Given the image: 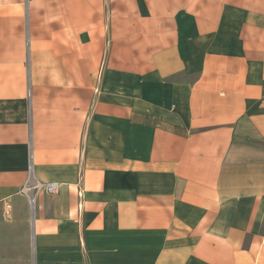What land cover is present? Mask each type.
Wrapping results in <instances>:
<instances>
[{
    "label": "crops",
    "instance_id": "0c3cea01",
    "mask_svg": "<svg viewBox=\"0 0 264 264\" xmlns=\"http://www.w3.org/2000/svg\"><path fill=\"white\" fill-rule=\"evenodd\" d=\"M0 264H264V0H0Z\"/></svg>",
    "mask_w": 264,
    "mask_h": 264
},
{
    "label": "built area",
    "instance_id": "2783aa9c",
    "mask_svg": "<svg viewBox=\"0 0 264 264\" xmlns=\"http://www.w3.org/2000/svg\"><path fill=\"white\" fill-rule=\"evenodd\" d=\"M59 191H60V184L58 182L36 181L31 176L20 190L21 193H25L28 195H33L35 192L56 194Z\"/></svg>",
    "mask_w": 264,
    "mask_h": 264
},
{
    "label": "rangeland",
    "instance_id": "374dc122",
    "mask_svg": "<svg viewBox=\"0 0 264 264\" xmlns=\"http://www.w3.org/2000/svg\"><path fill=\"white\" fill-rule=\"evenodd\" d=\"M57 194V193H56Z\"/></svg>",
    "mask_w": 264,
    "mask_h": 264
}]
</instances>
